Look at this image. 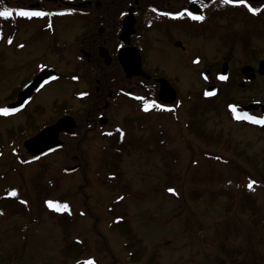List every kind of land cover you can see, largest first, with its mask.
I'll return each mask as SVG.
<instances>
[{
	"label": "rangeland",
	"instance_id": "obj_1",
	"mask_svg": "<svg viewBox=\"0 0 264 264\" xmlns=\"http://www.w3.org/2000/svg\"><path fill=\"white\" fill-rule=\"evenodd\" d=\"M25 36L21 32L20 39ZM4 44L0 109L36 69L27 67L33 57L25 49ZM181 76L177 116L118 119L127 122L116 188L106 182L112 138L99 133L90 135L81 153L69 147L29 161L25 141L52 123L57 103L67 99L58 97L57 85L23 113L0 112V264H264V130L236 123L226 107L263 99L264 83L242 89L235 80L206 98L202 82L188 84ZM73 104L82 113L84 106ZM17 151L27 160L16 159ZM75 155L80 169L65 174L78 166ZM52 181L53 213H46L38 194ZM118 221L133 231L123 232Z\"/></svg>",
	"mask_w": 264,
	"mask_h": 264
},
{
	"label": "flooded vegetation",
	"instance_id": "obj_2",
	"mask_svg": "<svg viewBox=\"0 0 264 264\" xmlns=\"http://www.w3.org/2000/svg\"><path fill=\"white\" fill-rule=\"evenodd\" d=\"M5 9L12 15L0 16V44L25 49L33 57L27 67L36 66L6 106L15 104L24 87L42 72L52 70L55 76L20 109L1 114L14 117L25 112L42 92L57 85L58 97L67 99L57 103L59 115L43 129L65 117L76 126L73 134H60L56 151L72 147L81 153L94 133L110 140L123 132L127 120L119 124L121 116L177 115L182 74L188 84L202 82L206 98L235 80L242 89L258 80L264 83L260 73L264 0H0V11ZM20 10L46 15L21 17L16 14ZM21 32L25 39H20ZM39 44L43 47L38 53ZM245 68L253 69V77L244 73ZM162 81L177 94L172 104L160 100ZM210 89L215 93L208 95ZM73 101L84 106L82 113ZM252 104L259 105L247 112L245 107ZM262 106L264 98L252 96L248 101H230L226 107L236 123L264 130V125L253 122L264 120ZM72 161L81 164L77 155Z\"/></svg>",
	"mask_w": 264,
	"mask_h": 264
},
{
	"label": "water",
	"instance_id": "obj_3",
	"mask_svg": "<svg viewBox=\"0 0 264 264\" xmlns=\"http://www.w3.org/2000/svg\"><path fill=\"white\" fill-rule=\"evenodd\" d=\"M50 71L46 70L34 78L28 85L24 87V89L19 94L18 100L15 104L8 105L6 109L9 111H15L20 109L26 103H28L34 94L38 91V89L44 84L49 82L54 75H51ZM252 68H245L244 73L251 75ZM250 73V74H249ZM260 73L264 75V66L260 67ZM215 93V89H210L208 91V95ZM177 94L175 90L170 86V84L162 81L161 82V91H160V100L165 103L172 104L176 101ZM259 104H252L248 107H245L247 112L257 108ZM263 107V106H262ZM264 108V107H263ZM75 122L70 117H65L59 120L56 124L43 129L40 133L28 139L24 143V147L28 154L32 158H37L40 155L58 148L60 146L59 136L62 132H67L69 134L74 133ZM80 169V165L72 168L65 169L66 174H72L77 172Z\"/></svg>",
	"mask_w": 264,
	"mask_h": 264
},
{
	"label": "trees",
	"instance_id": "obj_4",
	"mask_svg": "<svg viewBox=\"0 0 264 264\" xmlns=\"http://www.w3.org/2000/svg\"><path fill=\"white\" fill-rule=\"evenodd\" d=\"M174 116H177V115L174 114ZM196 132H200V131L197 130ZM122 133L123 132H116L113 135L112 142H113V148L115 149V154L112 157L111 164L109 166L107 164V166H106V168L110 167L111 174L108 175V177L106 178V182H107L108 186H110L111 188H116L117 186H119L121 184V179H122L121 175L123 173L121 172L120 164L122 162V158H121L122 153H123L125 145H126L125 138H124ZM197 134H198V136H204V134H200V133H197ZM55 151L47 152V153H45V154H43L37 158L30 157L31 159L29 161H31V162L32 161H38L42 157H46L48 154H52ZM15 157L19 161L20 160H23V161L27 160V158L25 156H23V158L21 159V153L19 151L16 152ZM56 185L57 184L54 181H52L46 186V188L44 190H41L38 194V201L41 203L42 210L46 213H53V211L51 210V208L49 206L50 199H49L48 195H50L51 192L56 188ZM15 197L16 198L19 197L18 192H16ZM15 197H14V199H15ZM11 198L12 197H8V199H11ZM58 205L60 208H63V205L61 203H59ZM1 214H5V209L3 210V212H1ZM124 223H125L124 221H118V223L116 225L122 226L121 230H123V232H130L131 233L133 231L131 226L130 225L126 226V223L125 224ZM116 225H112L111 229L112 230L115 229ZM83 250L84 249H81V252H83ZM131 257H132V259H134L133 255Z\"/></svg>",
	"mask_w": 264,
	"mask_h": 264
},
{
	"label": "snow or ice",
	"instance_id": "obj_5",
	"mask_svg": "<svg viewBox=\"0 0 264 264\" xmlns=\"http://www.w3.org/2000/svg\"><path fill=\"white\" fill-rule=\"evenodd\" d=\"M230 2H232V0H224V3H230ZM243 2H245V0H241V3H243ZM249 10L252 11L253 13L257 12V9H255V8H250ZM16 14L21 16V17H29V18L46 15V13H42V12H29V11H24V10H20ZM11 15H12V12L9 11L8 9H5L4 11H0V16H2V17L7 18V17H10ZM192 18L198 19V20H203L202 16H193ZM221 79H226V77H221ZM234 111H235V109H234ZM0 112H2L4 115H7L9 110L8 109H0ZM249 119H252V118H249ZM253 122L264 125V120L253 119ZM251 187H252V184H249V188H251ZM170 191H173V190L170 189ZM13 195H15V193H13ZM49 206L54 207L51 203H49ZM65 207H67V206H65Z\"/></svg>",
	"mask_w": 264,
	"mask_h": 264
}]
</instances>
